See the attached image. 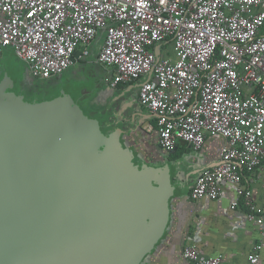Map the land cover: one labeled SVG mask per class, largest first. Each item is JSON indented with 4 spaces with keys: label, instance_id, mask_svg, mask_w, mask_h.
Returning <instances> with one entry per match:
<instances>
[{
    "label": "built area",
    "instance_id": "obj_1",
    "mask_svg": "<svg viewBox=\"0 0 264 264\" xmlns=\"http://www.w3.org/2000/svg\"><path fill=\"white\" fill-rule=\"evenodd\" d=\"M263 28L264 0H0V56L13 48L34 78L67 72L105 33L97 63L114 70V86L145 79L139 101L158 119L162 148L184 142L199 151L208 137L227 140L192 199L218 200L223 183L235 184L261 227L264 209L242 179L264 163ZM263 248L255 245L247 263L260 264ZM183 256L222 264L194 246Z\"/></svg>",
    "mask_w": 264,
    "mask_h": 264
},
{
    "label": "water",
    "instance_id": "obj_2",
    "mask_svg": "<svg viewBox=\"0 0 264 264\" xmlns=\"http://www.w3.org/2000/svg\"><path fill=\"white\" fill-rule=\"evenodd\" d=\"M25 99L6 74L0 81V264H142L168 229L177 193L173 170L182 163L135 165L120 130H104L77 96Z\"/></svg>",
    "mask_w": 264,
    "mask_h": 264
},
{
    "label": "crops",
    "instance_id": "obj_3",
    "mask_svg": "<svg viewBox=\"0 0 264 264\" xmlns=\"http://www.w3.org/2000/svg\"><path fill=\"white\" fill-rule=\"evenodd\" d=\"M262 33L264 34V28ZM101 47V41L96 42L93 47L91 45L88 58L93 57L92 61L97 62ZM164 48L165 46L161 47L162 52ZM5 54L20 61L13 48L5 49L0 57ZM88 58L80 60L78 64H85ZM21 63L24 70L20 77H17L18 73L16 76H9L15 79L22 93L21 85L29 84L34 77L28 67ZM102 69L106 72L108 81L103 83L97 79V86L93 90V111L100 115L99 119L103 120L104 127L120 130L118 135L123 150L133 155L134 164L162 168L167 158L172 162L182 163L180 169L173 170V189L177 193L171 197L168 229L142 264H193L183 256V251L188 246H194L206 257L221 256L222 264H248V256L255 245L264 244V227L249 220L248 209L237 195V185L223 183L222 195L218 200H194L191 197V191L203 170L219 164L221 151L227 145V140L221 136L208 137L199 151L184 142H178L173 151L165 150L160 145L156 115L139 101V88L145 79L114 86V70L104 66ZM27 71L30 76L26 75ZM110 107L114 112L111 111L108 115L106 110ZM242 186L253 190L259 206L264 209V163L253 173L243 171ZM235 201H239V206L232 209ZM260 259V264H264V248Z\"/></svg>",
    "mask_w": 264,
    "mask_h": 264
},
{
    "label": "rangeland",
    "instance_id": "obj_4",
    "mask_svg": "<svg viewBox=\"0 0 264 264\" xmlns=\"http://www.w3.org/2000/svg\"><path fill=\"white\" fill-rule=\"evenodd\" d=\"M104 38L105 33L101 32L99 37L92 44V47L98 41H101V45H103ZM91 50L93 49L91 48ZM92 59L93 57L88 58L85 64H83L84 66L77 64L70 68L67 72L57 77L45 80L33 78L29 84L25 86L21 85V94H23L26 98L25 100L28 101V94L32 91L39 95L42 102L67 100L70 96H77L78 102L83 105L84 108H88L87 103H91V101L94 100L95 93H93V90L97 86V79L101 80L103 83L108 81V76L106 72L103 71L102 66H100L95 60L92 61ZM0 62L3 64L2 66L0 63V74L2 73L0 75V80L2 78L1 76H5L6 74H12L13 77V75L16 76L18 73L17 77H20V74L24 70L23 64L12 55L7 56V54H5L2 58L0 57ZM26 75L30 76V73L27 71ZM87 87L90 88L91 92L81 94L80 96L77 94L81 90H86ZM111 111L114 112V110L110 107L107 112L111 113ZM90 112L94 113V116L96 115L95 111L93 112L90 110Z\"/></svg>",
    "mask_w": 264,
    "mask_h": 264
},
{
    "label": "trees",
    "instance_id": "obj_5",
    "mask_svg": "<svg viewBox=\"0 0 264 264\" xmlns=\"http://www.w3.org/2000/svg\"><path fill=\"white\" fill-rule=\"evenodd\" d=\"M3 78H4V76H2L1 80H2ZM1 80H0V81H1ZM137 81H140V80H137ZM135 82H136V81H135ZM81 91H82V90H81ZM79 92H80V91H79ZM82 94H83V93H82ZM80 95H81V94H80ZM37 96H38V97H37ZM83 98H85V97H83ZM41 100H42V99L39 98V95L35 94V93L32 92V91L29 92V94H28V101H30V102H35V101H37V102H42ZM76 101L78 102L77 99H76ZM78 103H79V102H78ZM79 105L81 106L82 110L85 112L86 115L90 116L91 118H96V119L100 118V115L96 114V115L94 116V115H93L94 113L90 112V110L93 111V108H94V106H92V105H93V101H91V103H90V102L87 103L88 108H84L83 105H81L80 103H79ZM93 112H94V111H93ZM95 113H96V112H95ZM103 128H104V130H108V127H104V126H103Z\"/></svg>",
    "mask_w": 264,
    "mask_h": 264
}]
</instances>
